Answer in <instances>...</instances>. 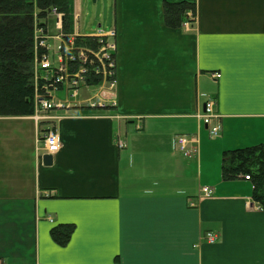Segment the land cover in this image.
<instances>
[{
	"label": "crops",
	"instance_id": "crops-1",
	"mask_svg": "<svg viewBox=\"0 0 264 264\" xmlns=\"http://www.w3.org/2000/svg\"><path fill=\"white\" fill-rule=\"evenodd\" d=\"M182 1L196 24L171 29L164 3ZM111 3L113 21L98 27L117 32V106L70 109L50 166L38 157L49 123L0 117V264H264L253 185L221 173L225 151L264 143V0ZM210 96L214 141L198 117ZM67 224L60 246L51 231Z\"/></svg>",
	"mask_w": 264,
	"mask_h": 264
},
{
	"label": "built area",
	"instance_id": "built-area-1",
	"mask_svg": "<svg viewBox=\"0 0 264 264\" xmlns=\"http://www.w3.org/2000/svg\"><path fill=\"white\" fill-rule=\"evenodd\" d=\"M58 34L54 37L61 48L51 55L48 43L49 36L45 28L35 26L36 57L34 65V113L37 122H51L53 125L44 137L45 152L57 154L62 143L54 123L65 117L54 112H68L69 109L88 105L92 108L115 106V90L117 88V62L115 41L116 31L105 32L98 29L93 35H82L75 17V27L67 32L64 18L56 14ZM38 49L41 54H38ZM221 78L220 74L213 76ZM210 127V135L216 137L221 131L220 116L215 112V101L206 103V110L200 116ZM179 149L186 151L189 139H177ZM124 147V143H119ZM250 180L249 177H246ZM209 197L210 189L203 188ZM192 206H194L192 204ZM208 244H214L216 235L207 233L204 236Z\"/></svg>",
	"mask_w": 264,
	"mask_h": 264
},
{
	"label": "trees",
	"instance_id": "trees-1",
	"mask_svg": "<svg viewBox=\"0 0 264 264\" xmlns=\"http://www.w3.org/2000/svg\"><path fill=\"white\" fill-rule=\"evenodd\" d=\"M74 0H0V117H25L34 113L35 26L46 27L53 13L64 16L66 31L73 27ZM165 24L180 29L196 24V5L188 1L164 3ZM38 54L41 50L38 49ZM224 181L249 176L253 199L264 211V143L225 151L221 158ZM74 225L51 231L60 246L70 241Z\"/></svg>",
	"mask_w": 264,
	"mask_h": 264
},
{
	"label": "rangeland",
	"instance_id": "rangeland-1",
	"mask_svg": "<svg viewBox=\"0 0 264 264\" xmlns=\"http://www.w3.org/2000/svg\"><path fill=\"white\" fill-rule=\"evenodd\" d=\"M75 8L76 11L81 15L79 25L82 35H92L95 33L99 24H103L106 28L107 23L109 21H113V6L111 0H96L95 3L93 0H76ZM58 33L59 32L52 25L49 29V35L55 36ZM48 43L51 49V55H53L54 52L59 51L61 48L60 42L54 40V38H49ZM209 138V133H207V139L210 140ZM232 138L233 137L231 135L228 136L229 140ZM213 139L216 140V138H212V140ZM236 147L237 146L232 148Z\"/></svg>",
	"mask_w": 264,
	"mask_h": 264
},
{
	"label": "water",
	"instance_id": "water-1",
	"mask_svg": "<svg viewBox=\"0 0 264 264\" xmlns=\"http://www.w3.org/2000/svg\"><path fill=\"white\" fill-rule=\"evenodd\" d=\"M93 2L95 3L96 0H93ZM42 162L46 166L52 165V163H53V156L52 155H44L43 158H42Z\"/></svg>",
	"mask_w": 264,
	"mask_h": 264
}]
</instances>
